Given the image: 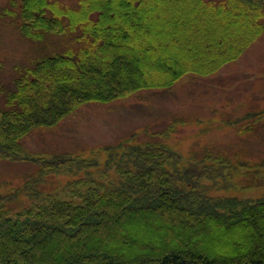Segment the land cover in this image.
<instances>
[{
	"label": "trees",
	"instance_id": "obj_1",
	"mask_svg": "<svg viewBox=\"0 0 264 264\" xmlns=\"http://www.w3.org/2000/svg\"><path fill=\"white\" fill-rule=\"evenodd\" d=\"M21 6L27 38L69 34L79 45L19 67L12 85L0 87V159L37 166L22 185L0 193V264H264V199L209 196L201 183L226 179L235 170L227 157L207 154L213 164L183 168L181 156L157 143L120 142L91 157L31 154L23 143L86 103L219 73L264 35V0ZM24 198L30 205L16 211ZM214 226L233 236L221 255L188 239V231L207 234Z\"/></svg>",
	"mask_w": 264,
	"mask_h": 264
},
{
	"label": "rangeland",
	"instance_id": "obj_2",
	"mask_svg": "<svg viewBox=\"0 0 264 264\" xmlns=\"http://www.w3.org/2000/svg\"><path fill=\"white\" fill-rule=\"evenodd\" d=\"M23 1L0 0V87L12 85L19 67L32 66L45 56L79 45L69 34L27 38L20 30ZM51 1L76 7L80 0ZM3 107L0 92V109ZM129 141L133 145L168 146L181 156L183 168L213 164L204 160L207 154L227 157L235 170L228 172L226 179L201 182L207 194L244 204L264 199V35L238 61L217 74L206 78L189 75L170 89L139 91L109 103H86L58 125L34 129L23 143L31 154L91 157V152L105 146ZM105 158L102 155L98 159ZM164 168L173 171L168 163ZM36 169L28 162L0 159V193L22 185ZM29 205L24 198L13 207L18 211ZM193 212L198 219L199 212ZM214 229L201 235L188 231V239H198L203 250L221 255L230 250L232 232L227 229L226 234L219 233V226ZM162 240L155 238L158 243ZM237 246L241 247L240 243Z\"/></svg>",
	"mask_w": 264,
	"mask_h": 264
}]
</instances>
